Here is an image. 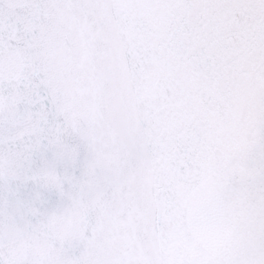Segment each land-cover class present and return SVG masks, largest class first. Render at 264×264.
<instances>
[{
	"label": "snow or ice",
	"instance_id": "6c2138e0",
	"mask_svg": "<svg viewBox=\"0 0 264 264\" xmlns=\"http://www.w3.org/2000/svg\"><path fill=\"white\" fill-rule=\"evenodd\" d=\"M0 264H264V0H0Z\"/></svg>",
	"mask_w": 264,
	"mask_h": 264
}]
</instances>
